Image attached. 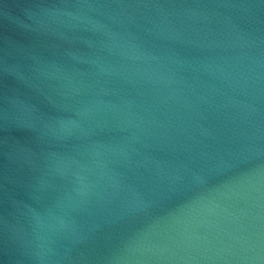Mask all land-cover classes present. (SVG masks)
I'll use <instances>...</instances> for the list:
<instances>
[{"label":"water","instance_id":"obj_1","mask_svg":"<svg viewBox=\"0 0 264 264\" xmlns=\"http://www.w3.org/2000/svg\"><path fill=\"white\" fill-rule=\"evenodd\" d=\"M0 264H264V0H0Z\"/></svg>","mask_w":264,"mask_h":264}]
</instances>
